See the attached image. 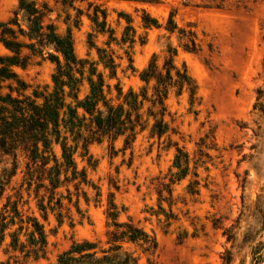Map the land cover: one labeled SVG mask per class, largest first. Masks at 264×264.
<instances>
[{"label": "rangeland", "instance_id": "obj_1", "mask_svg": "<svg viewBox=\"0 0 264 264\" xmlns=\"http://www.w3.org/2000/svg\"><path fill=\"white\" fill-rule=\"evenodd\" d=\"M21 1L0 0V23L15 19ZM27 1L48 5L46 22L61 36L72 35L77 57L103 74L114 105L122 104L131 91L141 94L147 87L143 72L154 58L162 69L171 51L177 67L187 68L198 90L194 103L189 91L178 95L177 89L171 90L165 116L169 130L161 139L152 134L156 119L149 116L151 84V101H145L141 111L145 129L138 127L131 147L120 137L91 144L87 156L78 150V167L87 171L92 184L84 188L89 201L81 194L76 205L71 187L70 203L62 188L52 204L47 196L46 209L41 210L39 199L34 193L29 196L25 187L20 205L24 228L19 231V224L7 231L0 264H62V256L76 258L69 264H256L255 257L264 264V0H224L221 8L206 7L209 0H75L72 6L62 0ZM96 7L107 12L105 33L93 23ZM147 17L160 27H146ZM171 19L177 26L174 33L168 30ZM129 25L131 40L125 42ZM182 30L194 35L198 52L185 50L188 39ZM99 50L115 59V78ZM22 53L31 57L29 65L14 70L31 86L29 93L37 88L52 93L57 65L28 49ZM46 53L57 54L53 48ZM8 56L15 55L0 34V58ZM88 93L85 82L80 100ZM175 144L189 160L183 166L187 175L180 180L174 167ZM55 153L62 157L61 145L55 146ZM12 168V158L0 154V179ZM25 168L21 158L0 203V229L7 197L16 200ZM112 205L119 223L132 221L157 242V249L146 251L142 244L130 242L117 249L120 244H111ZM29 219H37L46 235L45 254L39 259L33 254L26 258L34 248ZM14 232L19 235L18 250L9 235ZM84 242L96 245L90 251L93 256H65L74 243Z\"/></svg>", "mask_w": 264, "mask_h": 264}, {"label": "trees", "instance_id": "obj_2", "mask_svg": "<svg viewBox=\"0 0 264 264\" xmlns=\"http://www.w3.org/2000/svg\"><path fill=\"white\" fill-rule=\"evenodd\" d=\"M62 1L71 6L75 2V0ZM209 2L210 5L206 6L209 8H221L224 4V0H209ZM48 11L47 4L39 7L35 1L22 0L19 10L15 13V19L0 23L1 42L15 55L0 58V154L13 160L12 171L5 170L0 179V203L6 193V187L17 175L20 159L26 160L24 181L16 192V200L12 201L13 197L8 196L7 203L3 207L0 245L5 241L6 233L11 227L20 224L19 231L24 228L25 221L20 205L24 201L25 187L29 196L34 193L39 199L41 210L46 209L44 203L47 196L49 204H52L62 188L67 189L70 203L73 201L71 187H74L75 195L78 197L76 205L81 194L89 201L88 193L84 188L91 187V180L85 169H79L75 154L82 149L83 156H87L91 144L101 143L106 138L115 142L120 137H125L126 148L131 147L137 139L138 127L142 126L145 129L141 111L145 101H151L148 98L151 84H153L154 99L149 109V116L156 119L152 134L158 135L160 139L169 130L165 116L166 101L171 90L177 89L178 95L185 90L189 91L193 103L198 90L187 68L177 67L173 57L175 52L171 51L172 55L165 61L162 69L158 65V59L154 58L143 72L141 79L147 87L141 94L131 91L125 96L122 104L114 105L108 98L106 88L110 89V86L106 84L103 74L99 73L93 64L77 57L71 34L61 36L53 23L46 22ZM107 18V12L96 7L93 23L102 33L107 31ZM144 23L146 27H160L158 21L149 17L144 19ZM176 29L177 26L171 19L168 30L174 33ZM127 30L125 42L131 40L128 35L132 27L129 25ZM108 31L113 39V31ZM182 34L188 39L184 45L185 50L198 52L194 35L185 30H182ZM50 48H53L57 54L46 53ZM23 49H28L32 55L38 54L44 60L49 59L57 65L56 73L53 75L52 93L48 89L40 91V88L35 89L32 94L29 93L31 86L14 70L25 69L29 65L31 57L24 55ZM99 52L106 68L111 71V78H115L118 69L115 59L103 50ZM85 82L89 85V93L80 100L79 95ZM69 99L75 104L68 102ZM56 145H61V158L55 153ZM175 145L178 155L174 167L179 169L177 177L180 180L187 175L183 166L187 165L189 160L183 149L179 148L178 144ZM58 204L62 207L61 199H58ZM110 210L109 217L114 221L115 229L109 232V242L114 245L120 244L116 246L117 249H121V244L126 242L142 244L146 251L157 249V242L143 229L132 221L119 223L117 208L112 205ZM27 223L34 229L31 233L34 248L26 258L33 254L39 259L41 254H45L46 235L37 219H29ZM9 235L13 239L12 247L18 250L20 244L18 232ZM21 249L24 252L23 246ZM95 249L96 245L90 242L74 243L65 256L91 257L93 254H90V251ZM260 259L255 257L256 264ZM75 260L76 258L64 260L63 256L60 258L62 264H69ZM133 264H136L134 260Z\"/></svg>", "mask_w": 264, "mask_h": 264}]
</instances>
